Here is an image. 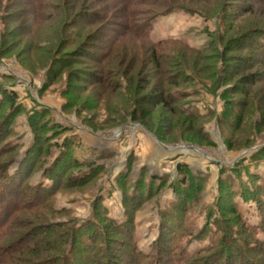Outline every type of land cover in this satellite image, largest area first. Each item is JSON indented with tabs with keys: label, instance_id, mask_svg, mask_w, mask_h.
Wrapping results in <instances>:
<instances>
[{
	"label": "rangeland",
	"instance_id": "rangeland-1",
	"mask_svg": "<svg viewBox=\"0 0 264 264\" xmlns=\"http://www.w3.org/2000/svg\"><path fill=\"white\" fill-rule=\"evenodd\" d=\"M28 1L0 0V173L24 162L26 199L50 197L12 219H95L122 259L117 227L130 219L148 254L163 223L186 254L226 235L264 263V0H162L179 8L129 19L122 0H71L74 18L50 0L42 20ZM144 20L147 39L129 27Z\"/></svg>",
	"mask_w": 264,
	"mask_h": 264
},
{
	"label": "trees",
	"instance_id": "trees-1",
	"mask_svg": "<svg viewBox=\"0 0 264 264\" xmlns=\"http://www.w3.org/2000/svg\"><path fill=\"white\" fill-rule=\"evenodd\" d=\"M47 1L50 2V0L28 1L37 20L43 19L46 6H48L45 3ZM70 1L67 0L69 4L67 9L68 12H71L68 14L70 18L84 13L82 10L77 12L70 5ZM63 3L66 4V0H63ZM49 5L51 8H55L52 3ZM173 5L165 4L162 0H122V10L128 19L129 13L133 14V9L136 7L151 6L170 12L179 8ZM57 7L58 5H56V9H58ZM149 26L148 20L139 23H130L129 21L130 29L141 38H148ZM161 43L158 42L155 45ZM261 50L264 54V43L261 44ZM23 165L24 162L13 173H9L7 169V172L0 173L2 198L4 199V195L12 194L15 200L12 204L11 199V202L8 201V204H3L2 209H0V239H6V244L0 245V264H123L124 262L127 264H264L262 261L259 263L252 261L242 250L237 248L233 239L227 241L226 235L222 236L213 247L186 254L178 249L177 243H173L175 233H172L173 230H169L170 227L163 223L160 226L159 235L152 245V250L148 254H144L138 249L133 240V227L131 230L125 227V224L127 226L132 225L130 219L123 223L124 225L122 224L125 232L118 227L117 229L114 228L116 233L127 235L129 239L130 251L125 252L126 258L122 259L109 250L112 243L109 234L101 229L102 227L95 219L81 221L78 224L70 225V227H65L67 223L64 222L48 223L44 221V224H34L30 220L26 221V219H12L22 210L40 206L48 208L49 206L50 195L44 192L45 189L39 185H36L37 188L34 190L37 192L29 195L31 197L26 199L28 194L24 193L23 190L30 188V182L25 183L27 177H22ZM19 184L21 189H19ZM45 188L48 187L45 186ZM16 196L18 199H15ZM1 201L2 199H0ZM233 212L235 213V211ZM8 224L11 227L9 231V228H6ZM29 224L31 226L25 232L17 230L25 228ZM8 234L16 239L8 241ZM257 243L259 245L264 244L262 241ZM260 253H264V248L260 250Z\"/></svg>",
	"mask_w": 264,
	"mask_h": 264
}]
</instances>
